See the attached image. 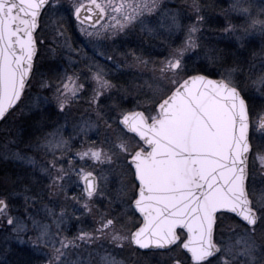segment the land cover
<instances>
[{
    "label": "snow or ice",
    "instance_id": "1",
    "mask_svg": "<svg viewBox=\"0 0 264 264\" xmlns=\"http://www.w3.org/2000/svg\"><path fill=\"white\" fill-rule=\"evenodd\" d=\"M10 119L0 264H264V0H0Z\"/></svg>",
    "mask_w": 264,
    "mask_h": 264
},
{
    "label": "rangeland",
    "instance_id": "2",
    "mask_svg": "<svg viewBox=\"0 0 264 264\" xmlns=\"http://www.w3.org/2000/svg\"><path fill=\"white\" fill-rule=\"evenodd\" d=\"M70 34L71 35H73V37L75 38L76 37V34L75 33H73V32H71L70 31ZM79 43H83V41L82 40H80V41H78ZM42 62H44V63H46L47 62V60L45 59V60H43ZM11 121L9 122V124L5 127V128H7L9 125H11ZM3 144V143H2ZM2 144H0V146H2ZM0 150H2V148H0ZM5 162L4 161H2V160H0V165L2 166V168H4V166H3V164H4ZM6 164V163H5ZM11 165V163H8V165ZM0 166V167H1ZM12 166V165H11ZM12 168H13V166H12ZM1 169V168H0ZM15 169V168H14ZM12 172H13V170H12ZM11 259H13V260H22V261H27V260H33V264H35V257H33L32 256V254H31V252L25 247V248H23V249H21V248H17L16 250H15V254L14 255H12L11 256Z\"/></svg>",
    "mask_w": 264,
    "mask_h": 264
},
{
    "label": "trees",
    "instance_id": "3",
    "mask_svg": "<svg viewBox=\"0 0 264 264\" xmlns=\"http://www.w3.org/2000/svg\"><path fill=\"white\" fill-rule=\"evenodd\" d=\"M217 3L221 4L222 6H225L226 0H217ZM157 51H159V49H157ZM10 121H11V119L9 120V122ZM6 126L7 125H5L3 122L0 123V144L4 143V137H5V131L4 130L6 129L5 128ZM11 165L13 166V168ZM11 165L10 164L8 165V163H6V164L4 163L3 164L4 168H2V166L0 165L1 166L0 167L1 168L0 169V175H3L5 171H8V172H12V170L15 171V169H14L15 166L13 164H11Z\"/></svg>",
    "mask_w": 264,
    "mask_h": 264
},
{
    "label": "water",
    "instance_id": "4",
    "mask_svg": "<svg viewBox=\"0 0 264 264\" xmlns=\"http://www.w3.org/2000/svg\"><path fill=\"white\" fill-rule=\"evenodd\" d=\"M1 122V121H0Z\"/></svg>",
    "mask_w": 264,
    "mask_h": 264
}]
</instances>
